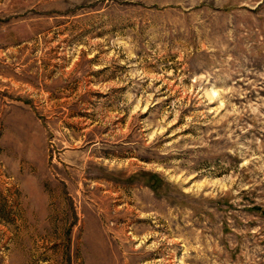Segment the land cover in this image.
Segmentation results:
<instances>
[{"label": "rangeland", "instance_id": "obj_1", "mask_svg": "<svg viewBox=\"0 0 264 264\" xmlns=\"http://www.w3.org/2000/svg\"><path fill=\"white\" fill-rule=\"evenodd\" d=\"M0 264H264V0H0Z\"/></svg>", "mask_w": 264, "mask_h": 264}]
</instances>
